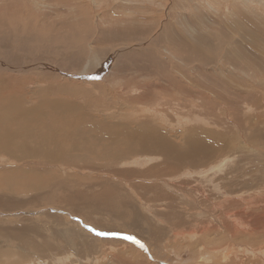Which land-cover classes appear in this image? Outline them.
Wrapping results in <instances>:
<instances>
[{
  "label": "rangeland",
  "instance_id": "1",
  "mask_svg": "<svg viewBox=\"0 0 264 264\" xmlns=\"http://www.w3.org/2000/svg\"><path fill=\"white\" fill-rule=\"evenodd\" d=\"M170 34L206 45L211 62H196L190 46L180 49ZM227 53L236 54L231 62ZM184 88L207 98L185 100L191 93H179ZM216 91L236 97L235 110ZM40 95L77 105L83 117L166 131L176 146L184 147L182 136L192 130L220 150L200 166L142 177L119 172L157 171L161 157L145 152L114 161L109 156L118 154L122 139L107 140L114 148L89 155L81 166L42 160L38 173L29 171L30 159L0 151V232L6 233L0 234V264L6 256L14 264H264V0H0V118L11 98L30 110ZM49 121L29 130L53 136L58 130L60 137L65 127L77 129L67 116ZM78 135L80 149L72 152L81 155L99 140L91 124ZM48 175L66 178V190L78 192L80 213L70 211L68 197L44 201ZM42 177L43 190L20 191ZM6 182L10 189L1 186ZM54 187L52 195L60 197ZM14 195L41 199L3 209ZM115 199L125 203L114 207L123 218L109 212ZM23 222L29 228L19 235L28 231L31 238H13L9 231ZM63 230L76 242L59 237ZM25 239L38 249L26 247Z\"/></svg>",
  "mask_w": 264,
  "mask_h": 264
},
{
  "label": "bare ground",
  "instance_id": "2",
  "mask_svg": "<svg viewBox=\"0 0 264 264\" xmlns=\"http://www.w3.org/2000/svg\"><path fill=\"white\" fill-rule=\"evenodd\" d=\"M229 24H231V23H229ZM239 28H241V27H239ZM233 30H236L237 32L239 31L238 27H236V26H234V29ZM246 31H247V29H246ZM246 31H245L246 34L247 33L248 34L250 33V36L252 35L251 34L252 31L251 32H249V30L247 32ZM241 32H242V35H243L244 32L242 30H241ZM246 34H245L244 37H246ZM179 35L181 37H178V39H175L173 37V35L170 34V43L173 41V43L176 44V45H178L177 47H179L180 49L183 46H185V45L190 46V44L193 43V42L190 43L191 40L189 41L188 40L189 38H187L186 36H183L182 37V35H184V34H179ZM168 36H167V38L169 39ZM171 37H173V38H171ZM197 44H199V43L197 42V43L191 45L190 47H188L189 53L190 54H194L195 56H198L197 60L194 59V60H196V62H199L198 60H200L201 63L202 62H209L210 61V58H208V56H210L211 54L210 53L208 54V53L204 52V50H202V48L205 47L206 45H204L203 47H201L202 44H201V46H198ZM238 45H239L238 43H236V44L233 43L232 44V47L237 52L240 50V54L243 55L244 52L242 53V49L240 48V45L239 46ZM196 47H201L200 49H201L202 52H199V50H197ZM235 55L236 54L227 53L225 55V60H227V61L230 60V62H231V59H233ZM190 56H188V57H190ZM261 56H263V55H261ZM190 62H192V61H190ZM238 67H239V65H238ZM2 73H4V72H2ZM4 75H6V74L4 73ZM198 83L200 84V82H198ZM175 84L176 85H179V88H183L181 81H177ZM194 85H196V83ZM202 85H204V84H202ZM226 85H227V87L230 86L229 84H226ZM199 86H201V84ZM48 88L49 87H47V89ZM57 90H58V88H57ZM204 91H205V89H204ZM208 91H209V89H208ZM221 91L220 92L216 91L217 93H215V94L217 95V97L221 98L222 100H225L224 102H226L227 106L230 107L229 109L234 108L233 110H235V107H234L233 103H236L237 98L235 97V99H233L232 97H230L228 95V93L221 92ZM45 92H46V89H45ZM48 92H49V90H48ZM181 92L191 93L190 95L187 94L188 96L183 97V99L188 100V101H191L192 98H198V99H200V103L201 102L203 103L204 102L203 100H205L204 97L207 98V96L204 95V94H202L201 91H195L192 88H191V90L184 88L179 93H181ZM205 93H206V91H205ZM213 94H214V92H213ZM201 96H204V97L201 98ZM49 98L50 97H48V96L42 97V95H40L39 102L37 103V105H35V107H33L30 110H23L22 108H19L20 106H19L18 103L20 101L18 100L19 101L18 102L17 100H15L13 102L12 101V98H11L10 101L8 102V104L6 103L7 106H8L7 107L8 110L6 112L5 111L4 112L7 113V114L3 117V119L0 118L2 120V121H0V131L3 132V134H1V136H0V151L5 152L6 154L7 153L10 154V156L9 155L8 156L9 157L12 156V158H14V159L16 158V160H20L21 158L30 159L29 165L32 168H30L29 171L32 172V173H35V172L38 173V171L39 172L40 171H43L42 166H41L43 164V163L41 164L42 160H44V162H47V163L48 162H54V163H58V164L59 163L60 164H63V163H67L68 164L69 163V164H74V165H77V166H81L80 164H83L84 161H85V158H88L89 155L95 154L98 151L100 152L102 150H105L107 147L114 148V146L107 144V140H108V142L111 143V142L116 141L117 139H122V143H120V145L118 147V149H119L118 154L117 155L114 154L113 156L111 154L109 156V158L114 157V161L117 160V162L122 157H129L130 155H135L136 153L137 154H145V152H147L149 154H152L153 153V155L154 154H158V157L159 156L161 157L160 158L161 159V164L159 166L160 168H158L157 171H155L156 170V166H155L154 169H150V170L144 171V172H139V171H136V170H127V171L124 170V171H120L119 172V174L122 175V176H129V175H133L134 176L137 173V174H140V177H142L141 174H145L146 176H148V175H162V174H165L166 171H169V172H172L173 171L174 172L175 170H179L182 165L190 164L191 166H196V164L199 163V162H201L202 159H206L208 156H210L212 153H214V151H216V153H217L218 150H220L219 149V147H220L219 144L215 145L216 143L215 144L214 143H211L210 140H206L205 138L194 137V134H190L191 133L190 131H192V130H189V132H187L188 135L186 134L189 137V139H187L188 137L186 135L185 136H182L183 137V141L182 142H183V144H185V146L184 147H183V145L176 146L171 141L172 138L170 137V134L165 133L166 131H164V132L162 130L149 131V129L148 130L146 129L147 127L146 128H143L142 126L131 127V126H124V125H120V124L114 125V124H110V123L105 122V121L100 120V119H95L94 117H91V116L83 117L85 115H81L78 112V110H80V109H79V107L77 105H74V104H70L69 105L68 103L60 102L58 100H49ZM181 103L182 104H185V101L184 102H181ZM193 106H195V108L198 107V109H200V108H202L204 106V104L203 105H201V104L191 105V107H193ZM44 109H45V111H44ZM198 109H196V110H198ZM40 111H41V114H40ZM195 112H197V111H195ZM62 116L70 117L71 122L72 121L79 122L80 123L79 125L82 126L83 128H80V130H79L77 123L74 122L72 124L77 129L65 127L64 129L66 131L65 132H62V136H60V137H58V135L60 133L58 130L55 131V135L56 136L51 135L50 134L51 131L49 132L48 130H46V131H42V130L41 131H38V130L37 131H30L29 130V127L31 125L40 124L42 121L49 120V119H51V121H49L47 124L49 126H52L54 124V122L58 119V117H62ZM40 117H42L43 120H39ZM80 118L87 119V121H86L87 123L84 120H80ZM90 124L93 125L95 127V129L97 130V133H98V136H99L98 137V139H99L98 140V143L93 148H89L82 155L80 153H73L72 151L79 150L80 149V144H78V141L80 139V136L78 134L80 132H82V133L87 132V130L89 129ZM2 132H0V133H2ZM17 133H19V134H17ZM103 135L105 136V140L103 139ZM178 137H181V136H177V138ZM184 137L185 138L187 137V138L185 139ZM85 140H86V136H83L82 137V141H85ZM199 142H201V143H199ZM212 145H214L213 146V149H212ZM97 155H98L97 158L101 159V156L104 155V154L97 153ZM88 161H90V160H88ZM39 163L41 165H39ZM158 165H159V163H158ZM197 165L200 166L199 164H197ZM162 167H164L163 170H162ZM116 170H117V168H116ZM19 174H21V172H19ZM50 175H48V178H49ZM48 180H50L49 183L51 185V189L50 190H47V191H41V190H43L45 188V185L47 187V181L43 180V177H42V179H39V180L35 179L31 183L32 185L28 183L29 185L27 184L25 186H22V187L21 186H18V187L19 188H23V189H20V191H30V190H32V191L33 190L41 191V192L44 193L43 195L46 194L44 201L45 200H48L47 202H50V203L52 201H55V200L56 201H60V202H64L66 200V197H68V199H67L68 200V203H65V202L64 203L67 206H70V208H69L70 211L72 210L74 212L80 213V206L82 205V204L80 205V195L78 194V192H73V191L68 190V189L66 190V187L65 186H66V183H67V179L66 178H63V179H60V180H57L56 181L55 180V177L52 176ZM52 180H54L53 183H51ZM97 181H99V180H97ZM73 184H75V183H73ZM50 185H48V186H50ZM54 185H59V190L58 191L61 192V194H59L60 197H55L54 195H52V186L54 187ZM101 185H103V184H101ZM1 186H3V187L6 186V187H8L7 189H10L8 182L1 183ZM92 186H94V185H92ZM3 189L4 188L0 189V191L3 190ZM114 190L115 189H113V191ZM7 191H9V190H7ZM54 192H55V190H54ZM79 192H80V190H79ZM85 194H87V193H85ZM35 195H38V194H35ZM104 195L106 196V194H104ZM88 196H90V195H88ZM98 196H100V195H98ZM101 198H103V197H100V199ZM161 198H163V197H161ZM10 199L12 200L11 203L9 205H3L2 206L3 209L14 210V209H17V208H21V206H23V204H22L23 202L24 203H31L32 201L38 200V199H41V198L36 197V198H33V199H28V202H27L25 200V198L24 199L17 198L14 195ZM88 199H90V197ZM107 199L114 200L113 197L112 198H109L108 197ZM117 202L119 204H123V206L125 204V203H123V202H121L119 200H116L111 205V207L109 209V212L114 217H122L125 213L124 214L117 213L114 210V207L116 206V203ZM83 203H86V202L83 201ZM89 208H90V206H87L85 209H89ZM86 211H88V210H86ZM130 211L133 214H135L133 210H130ZM92 213H94V212H91V214ZM128 215H129V213H128ZM123 217H125V216H123ZM22 218H24V217H22ZM28 224L29 223H26V225H25V223L23 222V224H21V225L19 224V226L18 225H15L13 227L14 229L11 230V231H9V232H12V234L14 236L13 238H16V239H18L17 237L21 238V236H23V237H30L28 235V231H25V233L23 232L24 234L21 233V236L19 235L20 234V230L24 231V230H27L29 228L28 227V228L24 229L26 226H28ZM135 224H137V223H135ZM22 227H24V228H22ZM1 228L2 227H0V229ZM30 229H32V228H30ZM15 231H17V232H15ZM7 232H8V230H7ZM4 233H5L4 231L2 233L0 232V234H2V235ZM24 235H26V236H24ZM58 236L59 237L62 236V238L65 237L66 238V241L68 243H70L71 241H74V240H72V239H74L73 233L70 232V231H67V230L61 231ZM27 240L28 239H25L24 240L25 243L22 240V243H24V245H26V247L32 246V249H33V247H34L33 245H35V244L31 245V243L28 242ZM74 242H76V240ZM33 243H35V242L33 241ZM35 249H38V248H35ZM8 257L9 256H6L3 259L4 260V264H6V263L12 264L13 261L10 262L8 260ZM19 258L22 260V258H24V257H21L20 256ZM15 262H17V261L15 260Z\"/></svg>",
  "mask_w": 264,
  "mask_h": 264
},
{
  "label": "crops",
  "instance_id": "3",
  "mask_svg": "<svg viewBox=\"0 0 264 264\" xmlns=\"http://www.w3.org/2000/svg\"><path fill=\"white\" fill-rule=\"evenodd\" d=\"M16 263L15 260L12 262V264Z\"/></svg>",
  "mask_w": 264,
  "mask_h": 264
},
{
  "label": "snow or ice",
  "instance_id": "4",
  "mask_svg": "<svg viewBox=\"0 0 264 264\" xmlns=\"http://www.w3.org/2000/svg\"><path fill=\"white\" fill-rule=\"evenodd\" d=\"M98 235H102V233H97Z\"/></svg>",
  "mask_w": 264,
  "mask_h": 264
}]
</instances>
